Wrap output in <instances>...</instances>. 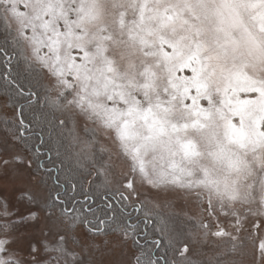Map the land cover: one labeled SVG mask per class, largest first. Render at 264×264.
Masks as SVG:
<instances>
[{
	"label": "snow or ice",
	"instance_id": "1",
	"mask_svg": "<svg viewBox=\"0 0 264 264\" xmlns=\"http://www.w3.org/2000/svg\"><path fill=\"white\" fill-rule=\"evenodd\" d=\"M0 100V264H264V0H0Z\"/></svg>",
	"mask_w": 264,
	"mask_h": 264
},
{
	"label": "trees",
	"instance_id": "2",
	"mask_svg": "<svg viewBox=\"0 0 264 264\" xmlns=\"http://www.w3.org/2000/svg\"><path fill=\"white\" fill-rule=\"evenodd\" d=\"M13 67L16 68V70H18V71L22 70V65H21L19 68H17L16 65L14 64ZM28 115H29V118H31V115H32V114L29 113ZM57 134H58L57 132H55V131L53 132V136H54V137H55ZM45 162H47V158H45ZM53 175H55V173H53ZM63 179H64V176L61 175V180H63ZM49 183H51V181H49Z\"/></svg>",
	"mask_w": 264,
	"mask_h": 264
},
{
	"label": "rangeland",
	"instance_id": "3",
	"mask_svg": "<svg viewBox=\"0 0 264 264\" xmlns=\"http://www.w3.org/2000/svg\"><path fill=\"white\" fill-rule=\"evenodd\" d=\"M0 103H2V100H0ZM9 115H11V112L10 111H9ZM37 179H39V178H37ZM32 183L35 184L36 183V180H33ZM39 238H40L39 237V234H37V239H39ZM24 251L27 252V249L25 248Z\"/></svg>",
	"mask_w": 264,
	"mask_h": 264
}]
</instances>
